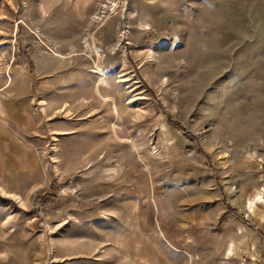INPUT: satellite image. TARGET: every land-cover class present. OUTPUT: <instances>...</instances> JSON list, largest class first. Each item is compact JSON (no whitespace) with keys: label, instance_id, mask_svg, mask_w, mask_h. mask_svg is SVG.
Segmentation results:
<instances>
[{"label":"rangeland","instance_id":"obj_1","mask_svg":"<svg viewBox=\"0 0 264 264\" xmlns=\"http://www.w3.org/2000/svg\"><path fill=\"white\" fill-rule=\"evenodd\" d=\"M15 52L49 136L0 264H264V0H0Z\"/></svg>","mask_w":264,"mask_h":264},{"label":"crops","instance_id":"obj_2","mask_svg":"<svg viewBox=\"0 0 264 264\" xmlns=\"http://www.w3.org/2000/svg\"><path fill=\"white\" fill-rule=\"evenodd\" d=\"M27 53L29 58V51ZM22 54H26L25 48ZM16 55L18 53H13L12 58L5 63L0 61V188L23 199L36 191L43 180L41 154L49 135L40 117L36 118L37 112L33 110L32 84L30 73H27L29 59L18 57L16 60ZM44 83L47 84L46 81ZM18 84H22L21 92L16 89ZM259 206L256 209L262 211V217L256 222L258 228H262L264 205ZM248 208L247 216H255ZM256 244L249 243L253 247L257 246V251H260L262 243L259 240V245ZM226 256L222 254L219 262L214 259L213 264H225ZM168 262L183 264V260L174 254L168 257Z\"/></svg>","mask_w":264,"mask_h":264},{"label":"bare ground","instance_id":"obj_3","mask_svg":"<svg viewBox=\"0 0 264 264\" xmlns=\"http://www.w3.org/2000/svg\"><path fill=\"white\" fill-rule=\"evenodd\" d=\"M66 109H67V107H66ZM256 198L257 199L254 198L253 200H250V202L247 205V206H249L248 209H250L251 212H254L255 211V208H257L258 201L261 200V199H263L261 196L260 197H256ZM247 206H246V208H247Z\"/></svg>","mask_w":264,"mask_h":264},{"label":"built area","instance_id":"obj_4","mask_svg":"<svg viewBox=\"0 0 264 264\" xmlns=\"http://www.w3.org/2000/svg\"><path fill=\"white\" fill-rule=\"evenodd\" d=\"M242 264H249V263H248V260H247L246 258L243 259Z\"/></svg>","mask_w":264,"mask_h":264}]
</instances>
